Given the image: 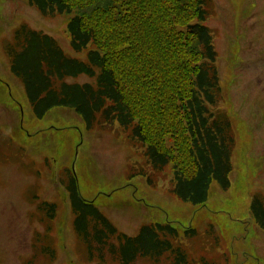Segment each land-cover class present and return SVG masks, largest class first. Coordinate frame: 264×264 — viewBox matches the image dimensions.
<instances>
[{
	"label": "trees",
	"instance_id": "1",
	"mask_svg": "<svg viewBox=\"0 0 264 264\" xmlns=\"http://www.w3.org/2000/svg\"><path fill=\"white\" fill-rule=\"evenodd\" d=\"M29 5L48 18L73 12L67 23L70 46L75 53L86 51L85 60L73 58L50 35L25 23L16 27L5 52L35 118L61 107L73 109L89 131L117 124L144 148L151 168L131 176L143 174L154 187L169 168L168 191L183 202L203 206L214 181L222 190L230 187L236 135L220 108L216 33L205 24L214 12L213 0H29ZM80 75L93 82H67ZM64 187L73 233L87 262L218 264L188 250L185 241L198 238L197 229L180 231L156 222L130 237L80 196L74 175ZM56 210L53 202L37 206L48 233ZM251 211L264 229L259 195ZM209 227L206 237L214 235ZM39 254L46 264L56 258L48 245Z\"/></svg>",
	"mask_w": 264,
	"mask_h": 264
},
{
	"label": "rangeland",
	"instance_id": "2",
	"mask_svg": "<svg viewBox=\"0 0 264 264\" xmlns=\"http://www.w3.org/2000/svg\"><path fill=\"white\" fill-rule=\"evenodd\" d=\"M213 3L205 24L216 33L220 108L230 117L236 138L230 187L222 190L214 181L199 207L169 193V168L154 187L143 174L131 176L151 168L144 148L117 124L89 131L73 109L61 107L35 118L5 52L16 27L25 23L50 35L73 58L85 60L86 51L71 49L67 23L73 12L48 18L29 0H0V264H46L39 254L46 245L55 250L51 264H97L86 261L73 233L64 187L70 175L76 177L80 196L92 201L121 233L133 237L142 225L156 222L180 231L191 226L198 238L185 244L196 258L264 264V229L251 211L254 196L264 200V0ZM67 82L93 79L80 75ZM42 201L57 206L50 233L37 211ZM210 225L214 235L206 237Z\"/></svg>",
	"mask_w": 264,
	"mask_h": 264
}]
</instances>
